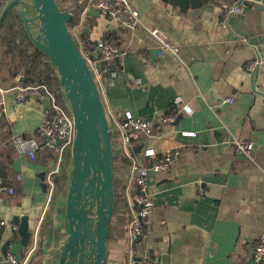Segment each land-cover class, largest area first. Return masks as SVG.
Segmentation results:
<instances>
[{
    "label": "crops",
    "instance_id": "1",
    "mask_svg": "<svg viewBox=\"0 0 264 264\" xmlns=\"http://www.w3.org/2000/svg\"><path fill=\"white\" fill-rule=\"evenodd\" d=\"M227 2L241 12L225 19L216 0H200L186 9L164 0H131L141 22L134 30L87 12L74 27L96 63L101 61L97 41L113 42L120 53L113 61L116 76L106 74L99 87L106 117L119 122L130 113L153 125L152 136L130 133L131 156L148 167L176 155L168 172L150 173L146 181L156 208L144 230L146 264H254L253 247L264 234V3ZM146 27L162 29L177 56L158 58L159 45ZM258 56L251 81L249 67ZM21 88L0 89L7 125L0 131L12 138H29L43 119L36 97L16 103ZM168 117L172 123L165 121ZM236 140L251 142L250 153L238 154ZM0 145V172L15 178L9 186L13 193L0 194L1 263L4 243L18 240L15 215H27L30 229L38 232L49 206L43 182L53 163L45 165L38 157L30 161L10 143ZM148 151L154 156L144 157ZM63 203L61 198L58 205ZM62 216H54L58 227ZM37 244L33 236L22 258L31 252L30 259ZM106 264H125V239L107 244Z\"/></svg>",
    "mask_w": 264,
    "mask_h": 264
},
{
    "label": "water",
    "instance_id": "2",
    "mask_svg": "<svg viewBox=\"0 0 264 264\" xmlns=\"http://www.w3.org/2000/svg\"><path fill=\"white\" fill-rule=\"evenodd\" d=\"M164 1L186 9L200 0ZM12 10L20 17L32 46L56 71L74 128L63 203L65 236L57 247L43 253V264H106L114 196L112 165L121 152L112 148L99 88L68 30L72 15L61 11L56 0H11L0 16V27ZM87 13L99 15L91 9ZM95 53L100 56L99 50ZM256 62L250 71L251 81L260 63L259 56ZM13 223L17 226L18 240L12 244L6 241L1 251L5 258L9 253L21 260L33 231L27 215H15Z\"/></svg>",
    "mask_w": 264,
    "mask_h": 264
},
{
    "label": "built area",
    "instance_id": "3",
    "mask_svg": "<svg viewBox=\"0 0 264 264\" xmlns=\"http://www.w3.org/2000/svg\"><path fill=\"white\" fill-rule=\"evenodd\" d=\"M10 1L11 0H0V16L5 6ZM216 1L220 4L225 19L233 14H239L241 12L240 6L229 4L227 0ZM81 2L82 1H79V4ZM90 9L107 19L119 21L129 30H134L141 26L139 13L132 6L131 0H88L79 19L81 20ZM74 29L75 28L70 31L73 39L76 36ZM144 29L159 45V50L156 53L158 58L162 57L164 53L177 56L178 49L169 43L167 35L162 29L159 27H146ZM75 43L81 56L90 67L98 88L101 87V81L106 74H109L111 78L116 76L117 68L113 64V61L120 53L113 42L100 40L95 43V49L100 51L101 61L99 63L93 60L92 52L87 50L83 43L78 40H76ZM256 64L257 62L250 65L249 69L253 70ZM27 97H36L42 111L43 119L38 129V136L41 138V141L35 138L15 136L12 139L11 145L19 156L26 157L30 161L36 158L37 153L42 148L56 153L57 161L53 165L54 169L48 170L43 182L48 191L49 202L54 185L53 177L58 173L62 156L68 148H71L74 138L72 117L68 108L58 103L56 95L45 84L21 88L16 103H24ZM225 102L232 103V99H226ZM165 121L172 123L173 118L168 117ZM113 124L118 132L120 152L121 154L124 153L131 161L129 184L124 190L128 218L125 228V264H146V258L143 255L144 230L150 222L151 215L156 210L147 192L146 181L150 173L161 174L168 172L176 155L167 154L163 158L151 162L148 167L140 165L138 158L131 156L129 152V135L131 132H138L146 136H152V123L144 119L134 118L130 113H126L121 121H113ZM234 147L238 154L247 155L252 150L253 145L249 141L236 140L234 141ZM143 156L153 157L154 153L148 151L145 152ZM19 178L20 177H18V179ZM132 186L134 188L133 192L130 190ZM2 193L11 195L13 191L12 188L0 178V194ZM3 224V221L0 219V230ZM12 230H16L15 227H13ZM37 233V231L33 233L34 239L37 238ZM30 253L31 252L21 260H18L12 254H8L0 264H28ZM251 255L254 264H261L264 261V234L258 238Z\"/></svg>",
    "mask_w": 264,
    "mask_h": 264
},
{
    "label": "trees",
    "instance_id": "4",
    "mask_svg": "<svg viewBox=\"0 0 264 264\" xmlns=\"http://www.w3.org/2000/svg\"><path fill=\"white\" fill-rule=\"evenodd\" d=\"M79 1L82 2L79 4ZM87 1L88 0H56L61 11H66L72 15L68 24L69 31L79 24V16ZM19 78H23V80L19 82ZM40 84L47 85L56 95L58 103L68 108L56 71L52 69L49 61L32 46L20 17L17 16L15 10H12L8 13L0 27V89L8 90L17 86L26 87ZM107 120L111 133L112 148L118 149L120 146L117 129L108 117ZM1 128H7V125L3 119L0 104V130ZM1 133L0 144L5 142L10 143L9 147L14 151L15 149L11 145L13 138L8 135L7 131ZM29 138H35L41 141V138L38 136V131L34 132ZM38 153L36 158L42 159L45 165L49 163L55 164L57 160L56 153L44 148ZM70 158V148H68L62 156L58 173L53 177L54 185L48 210L39 225L37 248L33 256L29 259L28 264H43V248L57 247L65 236L62 223L61 227H58L57 217L54 216H62L64 213V207H60L58 203L60 199L64 198L67 194ZM53 165L48 168V170H53ZM112 168L114 196L107 244L112 239H125L127 220L124 212L123 190L127 182L130 162L121 154L117 159L113 160ZM0 178H2L7 185L14 186L15 178L12 177L11 173L3 170L2 173L0 172Z\"/></svg>",
    "mask_w": 264,
    "mask_h": 264
},
{
    "label": "rangeland",
    "instance_id": "5",
    "mask_svg": "<svg viewBox=\"0 0 264 264\" xmlns=\"http://www.w3.org/2000/svg\"><path fill=\"white\" fill-rule=\"evenodd\" d=\"M74 39H75V41H76L77 39H79V37H76V36H75ZM69 169H70V168H69ZM45 174H46V173H45ZM45 174H44V175H45Z\"/></svg>",
    "mask_w": 264,
    "mask_h": 264
}]
</instances>
